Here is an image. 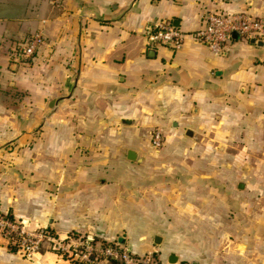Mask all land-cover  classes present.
I'll list each match as a JSON object with an SVG mask.
<instances>
[{"label": "crops", "instance_id": "obj_1", "mask_svg": "<svg viewBox=\"0 0 264 264\" xmlns=\"http://www.w3.org/2000/svg\"><path fill=\"white\" fill-rule=\"evenodd\" d=\"M209 11L262 16L264 0H0V210L60 239L124 235L130 252L157 253L160 264L172 255L177 264H264L258 198L235 219L234 253L205 221L194 218L191 229L194 197L157 196L149 176L153 128L206 123L220 106L236 110L241 132L263 129L264 43L234 36L212 56L192 37ZM159 22L185 35L178 51L147 47ZM38 32L44 44L33 62L13 65L11 45ZM185 220L190 254L202 258L183 255L167 234L168 221ZM0 264L67 263L45 247L27 259L0 244Z\"/></svg>", "mask_w": 264, "mask_h": 264}, {"label": "rangeland", "instance_id": "obj_2", "mask_svg": "<svg viewBox=\"0 0 264 264\" xmlns=\"http://www.w3.org/2000/svg\"><path fill=\"white\" fill-rule=\"evenodd\" d=\"M204 111L202 109V112ZM209 111L206 123L201 118L178 125L176 131L172 128L167 131L151 129L149 143L154 152L150 153L154 156L146 154L147 165L151 170L149 176L151 182L157 186L155 189L157 196L194 197L195 206L190 207V222H194L192 223L194 228L191 229L197 230L198 224L205 221L211 226L210 234L213 235V230L217 232L216 238L222 240L226 251L233 250L234 253H238V245L241 243L236 241L235 219L238 220L242 214L245 216L251 214L254 198L259 199L254 211L260 220L264 219V125L260 133H253L251 125L246 132H241L242 127L237 123L235 109L214 106ZM227 116H229L227 124H220ZM188 130L193 131L192 137L186 135ZM157 132L162 141L161 145L155 148L152 137ZM240 185L244 188L239 190ZM205 199L211 200L209 209L201 204ZM194 218H197L199 223L193 221ZM190 222L185 220L181 227H177V221H168L167 234L170 236L168 237L179 250L183 251V255L193 251L192 245L188 243V239L192 237L182 236L191 230ZM223 222L226 224L222 228ZM180 229L179 237L177 233ZM122 240L125 241L124 235L113 241ZM0 244L5 247L4 244ZM240 248L244 249L243 246ZM194 253L190 256L202 258L200 253ZM190 260L181 264H191ZM64 261L67 264H75Z\"/></svg>", "mask_w": 264, "mask_h": 264}, {"label": "built area", "instance_id": "obj_3", "mask_svg": "<svg viewBox=\"0 0 264 264\" xmlns=\"http://www.w3.org/2000/svg\"><path fill=\"white\" fill-rule=\"evenodd\" d=\"M61 1L51 0L56 6H60ZM184 36L171 23L159 22L147 34L146 45L152 49L163 47L176 52L182 47ZM234 36L254 43H264V13L262 16H252L246 12H205L201 16L200 28L192 34L194 40L205 46L215 57L225 52ZM43 44L41 33L31 34L11 45L8 58L13 65L28 66ZM152 139L153 147L161 145L158 132ZM0 242L27 259L47 246L51 253L75 264H160L157 253L137 255L130 252L123 242L92 240L82 236L70 235L60 239L46 228L29 229L24 222L1 210Z\"/></svg>", "mask_w": 264, "mask_h": 264}, {"label": "water", "instance_id": "obj_4", "mask_svg": "<svg viewBox=\"0 0 264 264\" xmlns=\"http://www.w3.org/2000/svg\"><path fill=\"white\" fill-rule=\"evenodd\" d=\"M172 26H173V28L178 29V27L175 26L173 22H172ZM149 53H154V50L150 49V50H149ZM187 135L190 136V135H191V131H188V132H187ZM136 157H137L136 152L129 151V152L127 153V158H128V160H130V161H136ZM239 187L241 188L242 185H240ZM154 244H155V245H159V244H160V238H159V237L154 238ZM168 262H169V264H177V262H178V257L172 255V256L169 257Z\"/></svg>", "mask_w": 264, "mask_h": 264}]
</instances>
